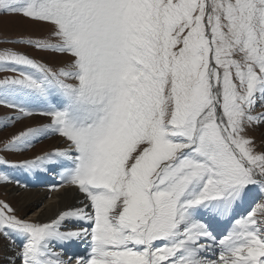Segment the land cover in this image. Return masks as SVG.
<instances>
[{"label":"snow or ice","instance_id":"snow-or-ice-1","mask_svg":"<svg viewBox=\"0 0 264 264\" xmlns=\"http://www.w3.org/2000/svg\"><path fill=\"white\" fill-rule=\"evenodd\" d=\"M0 15L47 30L0 42L65 57L0 49L17 73L0 130L48 121L0 153L63 142L0 154V183L58 177L75 199L47 222L0 200V264H264V0H0Z\"/></svg>","mask_w":264,"mask_h":264},{"label":"rangeland","instance_id":"rangeland-1","mask_svg":"<svg viewBox=\"0 0 264 264\" xmlns=\"http://www.w3.org/2000/svg\"><path fill=\"white\" fill-rule=\"evenodd\" d=\"M46 32H47L46 29L33 25L30 21L25 20L23 17L14 16V15H0V41H2L5 38H19V37H26L28 35H32L34 37H42L46 35ZM2 48H12V49H18L20 51L27 52L33 58L43 60L44 62L49 63L53 67L61 65L65 60V57L63 56L53 55L50 53L38 52L25 45L5 44V43L0 42V49ZM15 75H17V73L0 72V79H2L4 76H15ZM34 111L38 112L37 109H34ZM12 114H13L12 109L0 108V118H4ZM47 122L48 121L46 118L36 116L30 120H25L24 122H17L16 125L11 126L5 130H0V148L3 147V144L6 140L10 139L13 135L23 130L26 125L36 127V126H39ZM252 135L256 138L257 143L259 144L261 140H264V129H259L253 132ZM59 141H62V138L58 136H51L43 140L40 143H36L34 147L29 149L26 153H15V154L0 153V154L7 155L8 159L12 161H19V160L26 159V158L30 159V158H34L37 155H41L44 152L49 151L54 147H61L63 145V142L61 144V142ZM14 175H16L17 178L21 180H23V178L25 179V177L22 175H19L16 173H14ZM6 187L7 188L13 187L15 189L17 188L15 185H12V184L0 183V200L7 202L13 208H15L19 216L23 218H29L32 220H40L42 222L48 221V220H45L42 217V215H40L39 209L42 207L43 202L41 201L38 202V201L33 200L26 206L20 205L19 199H21V197L23 196L21 197L19 195L14 196L13 193L11 194L10 191L7 190ZM31 188L32 186H30L28 190L29 191L34 190V188L32 189ZM17 190H18L17 192L26 191L24 189H18V188ZM28 207H29V210H28Z\"/></svg>","mask_w":264,"mask_h":264},{"label":"bare ground","instance_id":"bare-ground-1","mask_svg":"<svg viewBox=\"0 0 264 264\" xmlns=\"http://www.w3.org/2000/svg\"><path fill=\"white\" fill-rule=\"evenodd\" d=\"M57 181L58 178H53V176L42 178L40 181H32L29 183V187L32 186L34 190L31 191L27 189L28 191L26 190L23 192H17L18 191L17 188L16 189L13 187L11 188L6 187V188L7 190L10 191L11 194L13 193L14 196L16 195H19L20 197L23 196L21 197V199H19L21 201V202L19 201L20 205L26 206L33 200L38 202L39 201L43 202L42 207L39 209L40 215H42V217L45 220H49L51 218H54L59 211L64 210L66 206L75 203L73 194L69 193L66 195H61V193H63L64 191L63 189L59 193L50 191V186L53 183H56ZM73 247L75 248L74 250L78 252L83 253L85 251L83 247H77V246H73Z\"/></svg>","mask_w":264,"mask_h":264}]
</instances>
